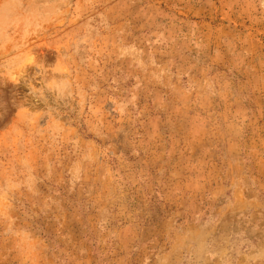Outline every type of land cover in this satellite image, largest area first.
Listing matches in <instances>:
<instances>
[{
  "label": "rangeland",
  "instance_id": "rangeland-1",
  "mask_svg": "<svg viewBox=\"0 0 264 264\" xmlns=\"http://www.w3.org/2000/svg\"><path fill=\"white\" fill-rule=\"evenodd\" d=\"M0 264H264V0H0Z\"/></svg>",
  "mask_w": 264,
  "mask_h": 264
}]
</instances>
